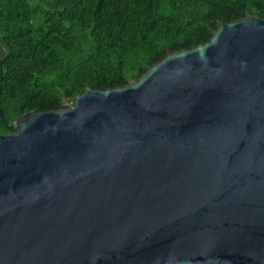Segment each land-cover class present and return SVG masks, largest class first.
<instances>
[{
	"label": "water",
	"instance_id": "1",
	"mask_svg": "<svg viewBox=\"0 0 264 264\" xmlns=\"http://www.w3.org/2000/svg\"><path fill=\"white\" fill-rule=\"evenodd\" d=\"M9 128L0 264H264V17Z\"/></svg>",
	"mask_w": 264,
	"mask_h": 264
},
{
	"label": "trees",
	"instance_id": "2",
	"mask_svg": "<svg viewBox=\"0 0 264 264\" xmlns=\"http://www.w3.org/2000/svg\"><path fill=\"white\" fill-rule=\"evenodd\" d=\"M248 13L264 17V0H0V134L133 81L166 49L202 46L218 21Z\"/></svg>",
	"mask_w": 264,
	"mask_h": 264
}]
</instances>
